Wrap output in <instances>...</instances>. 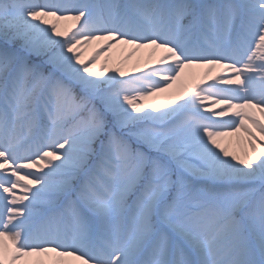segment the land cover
I'll list each match as a JSON object with an SVG mask.
<instances>
[{
	"label": "snow or ice",
	"instance_id": "1",
	"mask_svg": "<svg viewBox=\"0 0 264 264\" xmlns=\"http://www.w3.org/2000/svg\"><path fill=\"white\" fill-rule=\"evenodd\" d=\"M0 264H264V0H0Z\"/></svg>",
	"mask_w": 264,
	"mask_h": 264
},
{
	"label": "rangeland",
	"instance_id": "2",
	"mask_svg": "<svg viewBox=\"0 0 264 264\" xmlns=\"http://www.w3.org/2000/svg\"><path fill=\"white\" fill-rule=\"evenodd\" d=\"M86 55H87V54H86ZM112 55H113L114 57H120V56L123 55V53L118 52V51H115V52L112 53ZM138 55H146V53H139ZM196 71H197V72H202V69H197ZM179 87H180V82L178 81V82H176V83L173 85V90H178ZM163 95H166V94H162V96H163Z\"/></svg>",
	"mask_w": 264,
	"mask_h": 264
},
{
	"label": "trees",
	"instance_id": "3",
	"mask_svg": "<svg viewBox=\"0 0 264 264\" xmlns=\"http://www.w3.org/2000/svg\"><path fill=\"white\" fill-rule=\"evenodd\" d=\"M133 61H134V58H133ZM133 61H130L129 62V64H128L129 67L131 66V64H132Z\"/></svg>",
	"mask_w": 264,
	"mask_h": 264
}]
</instances>
